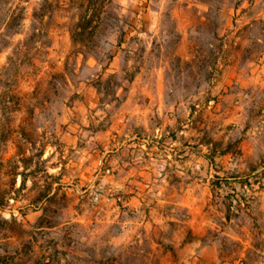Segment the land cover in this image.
Returning <instances> with one entry per match:
<instances>
[{
  "label": "rangeland",
  "instance_id": "1",
  "mask_svg": "<svg viewBox=\"0 0 264 264\" xmlns=\"http://www.w3.org/2000/svg\"><path fill=\"white\" fill-rule=\"evenodd\" d=\"M0 202V264H264V0H0Z\"/></svg>",
  "mask_w": 264,
  "mask_h": 264
},
{
  "label": "trees",
  "instance_id": "2",
  "mask_svg": "<svg viewBox=\"0 0 264 264\" xmlns=\"http://www.w3.org/2000/svg\"><path fill=\"white\" fill-rule=\"evenodd\" d=\"M86 33V26H80L79 27V31H78V35L80 36H84V34ZM2 206V202H0V207Z\"/></svg>",
  "mask_w": 264,
  "mask_h": 264
}]
</instances>
